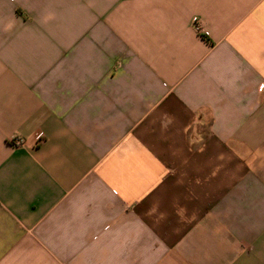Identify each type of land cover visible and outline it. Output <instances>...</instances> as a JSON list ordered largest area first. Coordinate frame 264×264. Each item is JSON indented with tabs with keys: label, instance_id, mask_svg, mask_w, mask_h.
<instances>
[{
	"label": "crops",
	"instance_id": "crops-1",
	"mask_svg": "<svg viewBox=\"0 0 264 264\" xmlns=\"http://www.w3.org/2000/svg\"><path fill=\"white\" fill-rule=\"evenodd\" d=\"M0 264H264V0H0Z\"/></svg>",
	"mask_w": 264,
	"mask_h": 264
},
{
	"label": "built area",
	"instance_id": "built-area-1",
	"mask_svg": "<svg viewBox=\"0 0 264 264\" xmlns=\"http://www.w3.org/2000/svg\"><path fill=\"white\" fill-rule=\"evenodd\" d=\"M195 29L199 32V34L203 37L205 36L204 32L201 30V27L199 25H195ZM22 140L19 138H13L11 140L12 145H19L21 144Z\"/></svg>",
	"mask_w": 264,
	"mask_h": 264
},
{
	"label": "trees",
	"instance_id": "trees-1",
	"mask_svg": "<svg viewBox=\"0 0 264 264\" xmlns=\"http://www.w3.org/2000/svg\"><path fill=\"white\" fill-rule=\"evenodd\" d=\"M204 38H206V36H203Z\"/></svg>",
	"mask_w": 264,
	"mask_h": 264
}]
</instances>
